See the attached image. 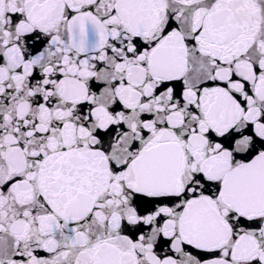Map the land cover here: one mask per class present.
Wrapping results in <instances>:
<instances>
[{
	"label": "snow or ice",
	"instance_id": "snow-or-ice-1",
	"mask_svg": "<svg viewBox=\"0 0 264 264\" xmlns=\"http://www.w3.org/2000/svg\"><path fill=\"white\" fill-rule=\"evenodd\" d=\"M0 264H264V0H0Z\"/></svg>",
	"mask_w": 264,
	"mask_h": 264
}]
</instances>
